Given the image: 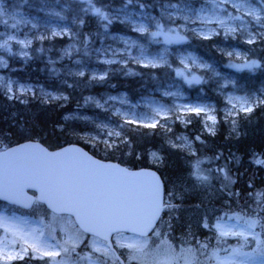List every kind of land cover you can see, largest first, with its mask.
<instances>
[{
    "label": "rangeland",
    "instance_id": "rangeland-1",
    "mask_svg": "<svg viewBox=\"0 0 264 264\" xmlns=\"http://www.w3.org/2000/svg\"><path fill=\"white\" fill-rule=\"evenodd\" d=\"M24 1L11 0L8 3H10V7H14V10H9L10 8L6 7L7 2L0 0V9H3L4 12V15L0 17V44L7 42V48H0V92L8 98L37 97L44 103L56 104L57 109L62 110L60 119L63 124L80 125L84 128L82 135L94 141L119 145V140L124 137L125 130L142 127L128 124L126 121L132 118L149 120L154 116V110L157 107H163L173 112L168 124L178 123L181 127H185L189 124L187 120L191 115H198L194 112L177 111L182 106L205 108L209 114L215 115L217 122L218 116L227 119L238 113H248L237 110L234 115H227L232 107L229 103L230 98L233 103H237L238 98H248L250 101H255L254 107L260 104V100L264 98V86H261L264 84L254 90L240 93L228 75L219 72L212 64L202 61L190 48L183 49L180 46L187 32L202 38H205V35L208 38L219 36L239 43L243 41L244 44L249 45L247 37L249 35L255 37L253 31L257 30L258 33H261L264 28L260 27L253 17L246 15V10L251 7L264 14L262 0H246L244 10L239 12L231 4H221L220 0H171L170 4L164 5L159 16L127 5L125 7L118 6V8L103 13L107 15L111 23L122 25L134 35L103 32L100 34L97 47L85 46L82 48V54H80L76 34L72 30L76 22H80L81 16L68 17L65 0H35L36 2L31 3V6H26V10L22 11L21 6L16 3L21 4ZM13 4L15 6H12ZM229 14L241 16L242 20H232ZM108 20L104 21L110 24ZM220 20H224L226 26L237 27V32L225 36L226 26H222L219 23ZM3 21H7V23L5 24ZM243 22H247L246 26L240 29L238 26ZM141 27L146 31L140 32L138 29ZM156 32H161V35L153 37L151 34ZM9 37H13V39H9ZM53 37H65L67 40L66 45L57 51L55 62L61 66L59 71L65 79L67 78L68 83L76 85V88L80 87L82 90L79 96L78 92L74 91L76 93H74L73 100L61 87L51 88L43 84L24 83L4 72L8 66L7 56L13 54L19 57L26 56L33 43L39 45L43 40H51ZM19 41H23L24 44ZM28 41L31 43L28 44ZM233 53L237 56L240 55L237 51H233ZM106 61H113V63H106ZM152 64H156V66L153 67ZM245 65L247 70L254 69L252 63H245ZM136 66L168 69L172 74L163 83L157 84L154 90L135 100H131L123 91H111L103 88L111 71L131 70ZM81 72L84 74L80 75ZM178 73H183V75ZM100 75H104V79H99ZM208 79L215 85V88H209L214 92L213 96L210 95L213 101L206 98L207 92L202 87L204 85L208 89L206 84ZM196 80L199 83L195 82ZM188 81L193 82L189 83ZM9 84L12 88L11 92L8 91ZM70 102H75V105L70 108V111H67L64 107H68ZM178 115L184 116V120L176 119ZM203 116L204 114L201 113L199 118L203 120L204 124L211 125L212 122L205 120ZM215 125L216 123L213 127ZM56 129L59 131V126ZM191 131L187 130L186 133H181L173 140L177 148L186 149L188 148L186 145L190 144L191 151H193V143L201 142L199 136L191 135ZM205 131L212 134L206 127ZM116 132L120 133L119 138L109 135V133ZM153 153L155 152H149V160L158 161V154L155 153L154 156ZM201 169L204 175H209L206 167H201ZM226 208L230 209L231 206ZM0 211L8 215L15 214L8 212L5 206H0ZM239 211L235 212H238L236 214L242 217L243 214ZM37 214H39L38 220L15 215L30 222L42 220L45 236L55 237L56 241L62 247L68 248L69 251H61L59 256L49 257L45 253L50 249L40 248L39 245L34 244L32 235L17 233L13 236L9 233V240L16 241L10 245L11 248L18 249L32 245L39 250L33 252L30 247L29 254L21 260L8 259L4 250L0 249V264H21L22 262L24 264H51L52 261H59L60 264H116L104 243L80 235L69 218L51 214H43L42 217L41 212H37ZM243 218L248 220L249 217ZM215 223L216 220L213 224ZM211 230L216 238V240L214 238L215 264H218V258L228 257L234 249L245 253L253 252L257 243L251 237L245 240L243 236L235 234L219 237L214 229ZM254 231L256 230L254 229ZM164 236L162 235L160 238H164ZM69 238L71 239L69 240ZM73 243L76 244L74 251L71 250ZM112 244L116 249L123 250L126 264H190V261L182 256L177 257L180 259L172 257L167 244L161 242L159 236L139 239L118 234L113 236ZM8 255L15 256L16 251L14 250ZM172 255L174 256V254ZM32 256L37 258H30ZM237 259H243V257Z\"/></svg>",
    "mask_w": 264,
    "mask_h": 264
},
{
    "label": "trees",
    "instance_id": "trees-1",
    "mask_svg": "<svg viewBox=\"0 0 264 264\" xmlns=\"http://www.w3.org/2000/svg\"><path fill=\"white\" fill-rule=\"evenodd\" d=\"M5 1L6 7L14 10L8 3L11 0ZM33 2L36 1L25 0L16 5L25 11L26 6H31ZM64 2L68 9V17L81 16L80 22L77 21L72 30L76 34L82 54V48L85 46L97 47L100 34L103 32L134 35L120 24L106 23L96 14L95 9L107 12L118 6L127 5L159 16L164 5L172 1ZM262 2L264 4V0ZM253 32L255 41L249 45L243 41L239 43L219 36L202 38L187 32L180 46L183 49L190 48L202 61L212 64L219 72L228 75L241 93L264 84V31ZM66 43L65 37L45 39L39 45L33 43L28 55L7 56L8 66L4 72L24 83L43 84L51 88L61 87L73 100L74 93L78 92L79 96L82 90L68 83L67 78L65 79L59 71L61 66L55 62L57 51ZM233 51L240 55L237 56ZM253 61L258 66H254L253 70L245 69V63ZM171 74L168 69L140 66L132 67L131 70H113L109 73L103 88L123 91L131 100H135L154 90L157 84L163 83ZM206 81L208 89L204 85L202 87L207 92L206 98L213 101L211 96L214 92L210 89L215 88L214 82L209 79ZM73 105L75 102H70L68 107L64 108L70 111ZM61 111L57 109L56 104L44 103L37 97L22 96L10 99L0 92V147L34 140L49 150L76 144L98 159L116 162L129 169H154L163 182L164 210L151 237L159 236L160 241L167 244V248L174 254L171 256L175 259L182 256L188 259L190 264H215V237L211 225L217 217L226 212L233 214L241 210L239 212L243 214L242 217L258 219L264 224V196L257 197L258 193L264 194V165L255 162L257 159L264 160V103L256 105L251 112L238 113L227 119L218 116L214 127L215 134L205 131V124L199 116L191 115L187 120L190 123L188 122L185 127L178 123L168 124V128L165 129L159 126L155 129L132 127L123 132L122 139H126L127 143L112 147L83 136L84 128L78 124H63L60 119ZM57 126L60 128L59 131L56 129ZM187 130H192L191 135L199 136L201 140L199 143H193V151L174 146L173 140ZM149 152L157 153L159 160L150 161ZM217 156L219 159H216ZM197 159L204 161L200 167L208 169L210 183L207 185L199 184L190 174ZM220 168L225 169L233 183L224 179L218 171ZM227 206L231 208L227 209ZM18 212L32 218L38 217L37 212H41L42 217L49 214L40 204H34L28 212ZM205 220L210 227H204ZM255 230L260 233V240L264 241V230L259 226ZM162 235H165L164 238H160ZM201 244H206L207 248H201ZM118 253L125 259L123 250H118Z\"/></svg>",
    "mask_w": 264,
    "mask_h": 264
},
{
    "label": "water",
    "instance_id": "water-1",
    "mask_svg": "<svg viewBox=\"0 0 264 264\" xmlns=\"http://www.w3.org/2000/svg\"><path fill=\"white\" fill-rule=\"evenodd\" d=\"M0 185V196H9L0 202L29 209L36 200L54 214L71 216L81 232L104 241L119 264L112 235L148 236L163 209V185L154 170H130L73 144L48 150L26 141L2 148Z\"/></svg>",
    "mask_w": 264,
    "mask_h": 264
},
{
    "label": "snow or ice",
    "instance_id": "snow-or-ice-1",
    "mask_svg": "<svg viewBox=\"0 0 264 264\" xmlns=\"http://www.w3.org/2000/svg\"><path fill=\"white\" fill-rule=\"evenodd\" d=\"M91 2V0H89ZM245 2L246 0H220L221 4H231L233 8H235L238 12L241 10H244L245 8ZM95 12L97 15H99L102 19L108 20V17L106 14L101 12L100 9H95ZM4 15L3 9H0V17ZM230 15V14H229ZM246 15H249L253 17V19L259 24L260 27L264 28V14L262 12L257 11L254 8H247ZM230 19L232 20H242L241 16H231ZM109 23H111V20H108ZM3 23H7V21H3ZM219 23L222 26H226V22L224 20H220ZM247 22H243L238 27L240 29L244 28L246 26ZM15 27V25H13ZM140 32L146 31L145 28L141 27L138 29ZM238 30L237 27H231L226 26L225 36L233 35ZM153 37L161 35V32H156L151 34ZM205 38H208L207 35H205ZM9 39H13V37H9ZM182 39V38H181ZM255 37L252 35H249L247 37L248 43H254ZM171 42V41H169ZM19 43L24 44L23 41H19ZM28 44L31 43V41L27 42ZM27 46V45H25ZM0 48H7V42L4 44H0ZM231 55V53H229ZM106 63H113V61H106ZM147 66V65H145ZM153 67L156 66V64H152ZM252 66H258V64L253 61ZM84 73L81 72L80 75H83ZM180 75H183V73H178ZM94 79L97 77H93ZM99 79H104V75H100L98 77ZM189 83H192L193 81H188ZM195 82L199 83L198 80ZM8 91L11 92L12 88L11 85H8ZM168 94V93H166ZM10 99L12 97H9ZM261 103H264V98L260 100ZM229 103L232 105L231 109H229L227 115L231 116L236 113V111H244V112H251L253 110L255 101H250L248 98H238L237 103H233L232 99H229ZM177 111L182 113H189L194 112L196 115H201V113L204 114L203 118L207 121H211L212 124H206L205 127L208 129L209 132L212 134H215V129L213 125L216 123V117L214 114H209L207 109L194 106V107H188V106H182ZM154 116L149 120H140L136 118L128 119L126 123L128 124H136L145 128H159L165 129L168 128V120L173 115V112L168 109H164L163 107H157L154 110ZM176 119L184 120V116L178 115L176 116ZM163 121V122H162ZM190 123V121H188ZM109 135H115L116 137H120V133H109ZM199 139V137H197ZM119 143H127L126 139H120ZM110 147L115 146V144H109ZM175 146V145H174ZM186 147L189 148L191 151V145L188 144ZM194 154V153H193ZM59 155V154H57ZM155 156V153H153ZM216 159H219V156L216 157ZM257 164L264 165V160L257 159L255 161ZM204 163L203 160L197 159L195 163L192 165V171L191 176L201 185H207L210 183V177L208 175H204L203 170L201 169L200 165ZM99 167H104L103 165H100ZM122 172H125L126 170H120ZM218 171L223 175L224 179L227 180L229 183H233L234 181L231 180V177L228 175V173L225 171L224 168L218 169ZM4 190L3 185H0V191ZM264 196V194L258 193L257 197ZM0 199L8 200V195H2L0 196ZM11 203H18V200H11ZM259 202V200H258ZM52 207V205H50ZM56 208H53V211H56ZM158 210V209H157ZM243 220V223L241 221ZM259 226L262 230H264V224H261L258 219H248L244 220L243 217H241L239 214L233 213H224L222 216L217 217L216 223L211 225V228L215 230L217 235L219 237H227L229 234H235V235H241L245 240H247L249 237H251L253 240H256V246L253 250V252H241L239 250L234 249L232 253L229 254L228 257L224 259L218 258V264H264V241L260 240V233L254 231V229ZM204 227L208 228L210 227L207 220L204 221ZM44 224L43 221H28L27 219H23L20 216H17L15 214L8 215L3 211H0V249L4 250L5 255L8 259H24L25 255L29 254V248H32V251H38L39 249L36 247H32V245H29L28 247H19L18 249H13L10 247L11 244L16 243L15 240H9L8 234L11 233L13 236H15L17 233L21 234H29L33 236V243L39 245L40 248L44 249H50V251H47L45 254L49 257H55L59 256L61 251L67 252L69 251L68 248H64L60 245L58 241H56L55 237H46L44 233ZM158 234V233H154ZM143 235V233H141ZM71 238H69L70 240ZM65 243H68V241H65ZM76 244L73 243L72 245V251L75 250ZM201 248L206 249V244H201ZM16 251L15 256L8 255L12 251ZM227 251V250H225ZM238 257H243V259H237ZM30 258H37L35 256H32ZM43 258V257H39ZM51 264H60L59 261H52Z\"/></svg>",
    "mask_w": 264,
    "mask_h": 264
},
{
    "label": "bare ground",
    "instance_id": "bare-ground-1",
    "mask_svg": "<svg viewBox=\"0 0 264 264\" xmlns=\"http://www.w3.org/2000/svg\"><path fill=\"white\" fill-rule=\"evenodd\" d=\"M77 105V104H76ZM68 145V144H67ZM73 145H76V144H73ZM64 146H66V145H64ZM76 146H79V145H76Z\"/></svg>",
    "mask_w": 264,
    "mask_h": 264
}]
</instances>
